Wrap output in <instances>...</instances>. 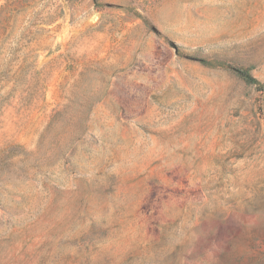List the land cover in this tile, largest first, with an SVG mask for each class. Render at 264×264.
Instances as JSON below:
<instances>
[{
  "label": "rangeland",
  "instance_id": "obj_1",
  "mask_svg": "<svg viewBox=\"0 0 264 264\" xmlns=\"http://www.w3.org/2000/svg\"><path fill=\"white\" fill-rule=\"evenodd\" d=\"M262 85L264 0H0V264H264Z\"/></svg>",
  "mask_w": 264,
  "mask_h": 264
},
{
  "label": "trees",
  "instance_id": "obj_2",
  "mask_svg": "<svg viewBox=\"0 0 264 264\" xmlns=\"http://www.w3.org/2000/svg\"><path fill=\"white\" fill-rule=\"evenodd\" d=\"M238 76L242 78L248 84H258V80L249 72L248 69L244 68H235ZM262 89L264 90V85H262Z\"/></svg>",
  "mask_w": 264,
  "mask_h": 264
}]
</instances>
